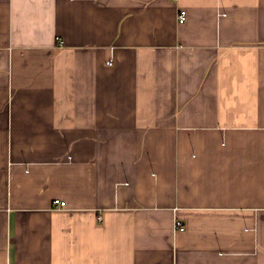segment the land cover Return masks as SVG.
<instances>
[{
    "label": "crops",
    "instance_id": "obj_1",
    "mask_svg": "<svg viewBox=\"0 0 264 264\" xmlns=\"http://www.w3.org/2000/svg\"><path fill=\"white\" fill-rule=\"evenodd\" d=\"M0 264H264V0H0Z\"/></svg>",
    "mask_w": 264,
    "mask_h": 264
},
{
    "label": "built area",
    "instance_id": "obj_2",
    "mask_svg": "<svg viewBox=\"0 0 264 264\" xmlns=\"http://www.w3.org/2000/svg\"><path fill=\"white\" fill-rule=\"evenodd\" d=\"M178 19H179L180 22H184L185 21V14H184V12H182V13L179 14ZM66 204L67 203L65 201H61L59 199H57V200L54 201V205L56 207H58V208H65L66 207ZM175 228H176V230H179V231H184L185 230V227L178 220L176 221Z\"/></svg>",
    "mask_w": 264,
    "mask_h": 264
}]
</instances>
